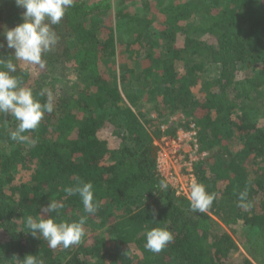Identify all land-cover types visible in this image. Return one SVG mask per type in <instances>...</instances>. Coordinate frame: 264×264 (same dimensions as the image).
I'll use <instances>...</instances> for the list:
<instances>
[{"label":"trees","instance_id":"1","mask_svg":"<svg viewBox=\"0 0 264 264\" xmlns=\"http://www.w3.org/2000/svg\"><path fill=\"white\" fill-rule=\"evenodd\" d=\"M97 11L92 8L90 13L74 3L52 26L58 43L43 56L52 76L40 78L32 90L34 95L50 91L54 110L45 113L36 130L25 133L35 143L11 140L18 122L0 114V142L16 146L10 154H0V173L5 176L0 180V234L8 238L0 245V264H19L13 257L22 260L27 254L45 264H227L235 246L221 231L222 224L241 221L264 241V129L257 120L264 114L262 0H168L157 36L169 48L147 51L139 72L119 69L114 78L124 94L100 69L115 56L117 42L112 29L101 39L106 29L100 15L93 14ZM1 13L0 33L12 24L4 23ZM148 26L137 28L134 43L142 44ZM0 45L2 54L14 53L2 34ZM205 59L220 67L213 82L201 81ZM240 69L245 72L242 79ZM0 70L7 69L0 65ZM12 75L22 80V86L31 78L29 69L18 65ZM145 94H159L169 112L182 111L195 125L197 153L209 156L194 164V176L215 194L207 212H193L190 202L169 185L167 190L160 188L164 178L157 167L156 141L175 131H152L149 122L132 110ZM37 98L44 103L47 94ZM123 101L129 106L122 107ZM108 104L112 112L102 114ZM106 124L116 127L119 136L122 133L115 150L98 137ZM18 167L31 175L28 182L12 186ZM81 181L93 185L99 202L94 215L84 212L78 194L64 191ZM2 184L10 185L9 193ZM244 191L250 209L238 206ZM51 199L64 205L58 214H50L57 222L87 215L85 227L98 222V228L114 239L108 244L104 237L85 235L79 244L52 249L42 238L26 234V217L48 218L41 209ZM155 227L168 228L174 237L159 253L145 247L146 233ZM131 244L138 247L140 257L131 258L122 249ZM241 264L253 263L246 259Z\"/></svg>","mask_w":264,"mask_h":264},{"label":"rangeland","instance_id":"2","mask_svg":"<svg viewBox=\"0 0 264 264\" xmlns=\"http://www.w3.org/2000/svg\"><path fill=\"white\" fill-rule=\"evenodd\" d=\"M168 0H74L76 5H81L86 8L89 12L92 8H97V12L93 14H99L104 22V28L106 30L101 31V39H105L109 29H112L115 33V38L117 42L115 56L109 58L108 64H100V69L105 79L111 84H116L119 88L121 94H124V89L119 83L118 75L120 74L119 69L122 68H133L136 72H139L143 68V59L147 51L152 50L153 53L166 52L169 45L158 39L157 31L159 29V22L161 21L162 14L161 11L166 5ZM180 1H191V0H180ZM264 4V0H262ZM0 10L2 11V19L4 23L10 22L11 27H15L21 20V13L24 9L16 6L14 0H0ZM92 13V12H90ZM14 21V23H13ZM4 23L1 22L2 28ZM149 24L147 34L145 32V38L142 44L134 43L135 32L137 28ZM0 45V58L7 60L8 58L12 60L13 63L18 65L21 69H29L30 80L27 83L26 88L33 89L36 84L41 79H48L52 76L50 68L45 66L29 64L24 61H17L14 56L10 54H2V49ZM203 67L199 72L201 81L203 82H213L215 81L220 73L219 65L205 59L203 62ZM177 71L183 73V66L181 64L176 65ZM250 75L252 74L249 71ZM245 72L243 69L238 70L239 79L243 78ZM54 76V74H53ZM116 77V78H114ZM74 79V78H73ZM80 84V83H79ZM193 92H196L194 90ZM121 106H129L125 101L121 103ZM132 110L137 113L140 118L144 121L149 122V128L154 130H160V132H166L167 129H172L175 132L172 135H167L159 137L156 143L161 148H159L160 153L158 157V171L161 175L168 177L175 171H180L179 168L182 167V163L178 162L179 156H185L187 162L189 155L193 159L203 160L208 153L201 155L194 154L195 149L191 144V141H183L179 147L174 146L168 140L163 141V138L170 140L177 137L180 133L188 134L189 129H191L190 119L185 116L182 111L169 112L162 104L161 96L145 94L140 97L137 101V106L132 108ZM112 112L110 104H108L102 114L108 115ZM100 114V112L98 113ZM262 114V113H261ZM12 122H17L14 118L10 116ZM258 125L264 129V114L258 119ZM188 131V132H187ZM174 136V137H173ZM99 139L106 141L107 146L110 150L117 149L121 144L122 133L119 136L118 129L116 127L106 124L105 127L99 132ZM163 141V142H162ZM167 145H166V144ZM14 149L15 145L8 144L7 142H0V154L8 155ZM178 153H174L177 152ZM185 152V153H184ZM197 162V161H196ZM196 162H193V167ZM188 163V162H187ZM185 173L184 170L180 171ZM31 175V171L25 170L18 167L12 173L13 184L12 186H17L21 183L28 182ZM0 180L4 181L5 176L0 173ZM174 186L177 183L171 180ZM5 185V184H2ZM223 184H219L220 188H223ZM10 185H5L3 187L6 193L10 192ZM174 188V187H173ZM188 200L187 198H185ZM189 201V200H188ZM190 202V201H189ZM46 218L45 215H42ZM221 231L226 233L234 242V249L230 254V258L227 260V264H241L243 260H249L253 264H264V241L261 240L260 235L256 230L244 225L241 221H230L225 225L220 226ZM86 237L90 239L91 237L99 236L112 241L113 236H108L105 228H98V222H91L90 225L85 227ZM8 241V238L4 234H0V245H4ZM122 249L131 257L137 258L141 256V252L135 244L128 246H123Z\"/></svg>","mask_w":264,"mask_h":264},{"label":"clouds","instance_id":"3","mask_svg":"<svg viewBox=\"0 0 264 264\" xmlns=\"http://www.w3.org/2000/svg\"><path fill=\"white\" fill-rule=\"evenodd\" d=\"M14 2L17 7L24 9L21 13L22 22L15 27H5L0 34L4 36L7 48L14 50L11 56H14L17 61L43 66L45 63L43 56L58 43V36L52 26L61 22L67 10L73 6L74 0H14ZM0 65L7 69L0 70V114H8L18 122L15 130L10 132V139L18 143H35L25 133L36 130L45 113L53 112L54 97L46 89L34 95L32 89L23 87L22 80L12 75L16 72V64L11 59L0 58ZM45 94H47V100L41 103L37 96ZM159 186L167 190L168 183L162 180ZM64 191L69 196L79 195L86 214L94 215L98 211L99 202L94 198L91 182L81 181ZM247 195V191L240 193L239 207L245 209L252 207L250 202H245ZM214 199L215 194L206 191L202 183L196 180L191 182L189 201L193 212H207ZM63 207L62 203L51 199L41 209L42 213L49 214V217L45 219L40 215L37 220L31 215L27 216L25 224L28 231L25 233L33 238H42L52 249L58 246L67 249L79 244L86 235L85 225L88 216L82 215L78 221L57 222L56 215L50 214H58ZM173 239V234L168 228L155 227L147 231L145 247L153 253H159ZM13 259L19 264H45L42 258L32 254L25 255L22 260L18 256H14Z\"/></svg>","mask_w":264,"mask_h":264},{"label":"built area","instance_id":"4","mask_svg":"<svg viewBox=\"0 0 264 264\" xmlns=\"http://www.w3.org/2000/svg\"><path fill=\"white\" fill-rule=\"evenodd\" d=\"M190 124H192V125H191V129H189L190 131H189L188 134L187 133L186 134H184V133L181 134L180 133V135L178 134L176 138L171 139V140L164 137L163 141H167L168 140L174 146H178L179 147V145L183 141L187 142V140H189V141H191V144H192V146L195 149V152H194L193 156L195 154L201 155V154L197 153L198 143H197V137H196L197 136V131H196L195 125L193 123H191V122H190ZM156 145H157V143H156ZM159 153H160V150H159ZM159 153H158V157H159ZM174 153H178V151L174 152ZM204 153L206 154V152H203L202 154H204ZM185 159L186 158H185L184 155L183 156L182 155L179 156L178 159H177L178 162L182 163V167H180L179 170L180 171L184 170L185 173H181L180 171H175L174 172V176H173V174H170V173H169L170 176H168V177H165V176H163L161 174L160 175L164 178V180L167 181L168 185L175 191V194L177 196H181V197L187 198L189 200L191 182L193 180H196V178L194 176L193 165L192 164H193V162L198 161V159H193L190 155H189L188 160H187L188 163L186 162ZM157 167H158V160H157ZM171 180H174L177 183V185L174 186L172 184Z\"/></svg>","mask_w":264,"mask_h":264}]
</instances>
